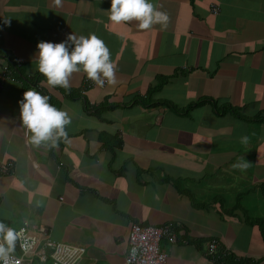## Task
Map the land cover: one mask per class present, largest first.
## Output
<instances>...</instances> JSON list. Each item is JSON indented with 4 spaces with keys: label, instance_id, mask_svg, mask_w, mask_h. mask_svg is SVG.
I'll list each match as a JSON object with an SVG mask.
<instances>
[{
    "label": "crops",
    "instance_id": "crops-1",
    "mask_svg": "<svg viewBox=\"0 0 264 264\" xmlns=\"http://www.w3.org/2000/svg\"><path fill=\"white\" fill-rule=\"evenodd\" d=\"M152 2L167 22L142 29L112 21L110 0H0V65L11 71L0 165L13 163L0 172V221L84 246L77 264H128L133 222L177 226L175 243H159L166 264H264V0ZM69 33L103 39L114 83L83 70L68 87L48 83L37 42ZM29 88L69 115L59 144L30 141L18 104Z\"/></svg>",
    "mask_w": 264,
    "mask_h": 264
},
{
    "label": "clouds",
    "instance_id": "clouds-1",
    "mask_svg": "<svg viewBox=\"0 0 264 264\" xmlns=\"http://www.w3.org/2000/svg\"><path fill=\"white\" fill-rule=\"evenodd\" d=\"M108 11L112 21L119 23L135 19L139 22L138 27L142 29L158 22L166 24L168 19L165 12L154 7L152 0H110ZM36 48L37 70L47 78L50 85L68 87L70 75L81 70L98 84H103L104 78L109 83L115 82V68L110 59V50L95 33L87 36L69 33L65 40L59 42L40 40ZM18 104L20 121L31 133V142L38 145L51 141L55 144L58 137L67 135L65 125L70 122V117L64 109L51 104L47 95L35 88L25 89ZM243 139L246 140L247 137ZM2 164L8 165L9 169L13 166L12 161ZM240 166H246V163ZM172 224L178 233L177 226ZM21 231L0 221V264H8L9 254L14 251ZM215 241L217 245L219 240L215 238ZM215 253L216 246L210 254Z\"/></svg>",
    "mask_w": 264,
    "mask_h": 264
},
{
    "label": "built area",
    "instance_id": "built-area-1",
    "mask_svg": "<svg viewBox=\"0 0 264 264\" xmlns=\"http://www.w3.org/2000/svg\"><path fill=\"white\" fill-rule=\"evenodd\" d=\"M217 12L218 7H212ZM11 71L6 65H0V85L10 78ZM87 81L97 83L87 77ZM8 165H1L0 172H7ZM17 231H21L15 248L8 257V264H33L34 259L41 263L51 259L52 264H77L84 255V246L54 241L46 238L44 229H39L34 223L24 222ZM166 238L170 243L178 240V233L172 223L163 225H143L132 223L127 234V253L125 261L128 264H166L167 254L160 249V241ZM2 239V238H0ZM216 241L209 243L208 251L214 252Z\"/></svg>",
    "mask_w": 264,
    "mask_h": 264
},
{
    "label": "rangeland",
    "instance_id": "rangeland-1",
    "mask_svg": "<svg viewBox=\"0 0 264 264\" xmlns=\"http://www.w3.org/2000/svg\"><path fill=\"white\" fill-rule=\"evenodd\" d=\"M206 191H207L209 194H215L213 189H209V190H206ZM202 194H204V191H203L202 193H200V196H201ZM238 194H239V193H238ZM243 194H244L245 198L240 202V206H242V208H245L244 206H246L248 202H249V203L252 202V199H251L252 194H250V193H243ZM243 194H241L240 196H243ZM223 195H225V192H220V191H219L218 198L223 197ZM226 195H228V196H230V197H232V198L235 197V199H228L229 204H230V202L233 203V204H235V203L237 202L236 198H237L239 195L237 196V194H233V191H232V195H231V193H228V194H226ZM216 196H217V195H216ZM247 196H248V198H249L248 201L246 200V197H247ZM230 197H228V198H230ZM241 210H242V209H241ZM244 210H246V209H244ZM258 210H259V208L257 209V211H258ZM213 240H215V238H212L211 241H213ZM211 241H210V242H211ZM33 264H52V262L41 263L38 259H35L34 262H33Z\"/></svg>",
    "mask_w": 264,
    "mask_h": 264
},
{
    "label": "trees",
    "instance_id": "trees-1",
    "mask_svg": "<svg viewBox=\"0 0 264 264\" xmlns=\"http://www.w3.org/2000/svg\"><path fill=\"white\" fill-rule=\"evenodd\" d=\"M38 76H40V75H37L36 77L31 78L32 80L27 79V82L30 81V82H32V83H34V84L36 85V84H37V81H38V79H39ZM39 92H41L42 94L47 95V96L49 97V101H50V103L53 104V105H55L57 108H59V105H57V104L54 103V101L52 100V97H50L48 94H46V93H45L43 90H41V89H39ZM62 138H63V136L58 137V138H57V142L59 143V141H60ZM14 252H18L16 248L14 249Z\"/></svg>",
    "mask_w": 264,
    "mask_h": 264
}]
</instances>
